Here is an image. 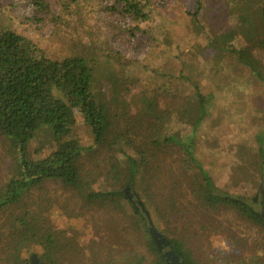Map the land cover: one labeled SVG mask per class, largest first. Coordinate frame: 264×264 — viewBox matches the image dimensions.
Here are the masks:
<instances>
[{
    "label": "trees",
    "instance_id": "obj_1",
    "mask_svg": "<svg viewBox=\"0 0 264 264\" xmlns=\"http://www.w3.org/2000/svg\"><path fill=\"white\" fill-rule=\"evenodd\" d=\"M117 1L134 20L145 17V0ZM40 4L38 8L47 9L44 2ZM232 13L227 29L205 43L232 56L264 86V0H237ZM85 57L75 52L64 59H49L31 39L0 27V135L11 141L17 154V173L0 188V264H33L44 257L47 264H166L150 235L149 220L162 237L157 226L171 235L167 241L186 264H198L178 226L180 221L187 225L185 213L198 208L212 213L227 209L258 228L257 237L249 236L253 244L226 256L225 262L264 264L262 137H257V167L251 165L259 186L256 205L261 212H257L245 199L219 190L196 159L195 137L210 116L211 96L195 87L191 107L176 93V86L192 82L188 71L168 76L170 91L154 92L142 101L141 113L130 118L121 95L107 97L95 91L97 78ZM163 97L165 107L160 109ZM76 113L91 133L90 147L82 146L74 134ZM41 126L49 127L53 147L43 158L33 157L29 150ZM103 152L108 165L104 174L118 180L121 189L88 194L80 202L81 216H76L78 232L69 233L71 223L59 229L43 215L47 207L33 210L28 205L32 192L47 184L81 197L80 191L89 184L82 174L84 157ZM189 165L200 182L189 174ZM135 189L144 201L128 194ZM29 247L33 255L23 258Z\"/></svg>",
    "mask_w": 264,
    "mask_h": 264
},
{
    "label": "rangeland",
    "instance_id": "obj_2",
    "mask_svg": "<svg viewBox=\"0 0 264 264\" xmlns=\"http://www.w3.org/2000/svg\"><path fill=\"white\" fill-rule=\"evenodd\" d=\"M145 1V17L134 20L122 12L117 0H0V27L31 39L52 60L75 52L85 55L98 79L95 91L105 92L107 97L121 95L119 100L130 118L141 113L142 101L154 92L163 95L170 91L168 76L188 71L192 82L176 86V93L191 107L195 87L202 95L211 96L210 116L195 137L196 159L219 190L245 199L261 212L256 205L258 180L251 165H256L258 157L257 137L264 142V86L257 84L232 56L217 53L205 43L208 37L227 29L237 0ZM41 2L46 10L38 8ZM164 102L165 97L159 101L160 109L165 107ZM49 130L41 126L36 133L29 146L33 157L43 158L51 152ZM74 134L82 146H91V133L78 113ZM3 137L0 135V188L17 173L16 149ZM106 156L104 152L94 158L85 155L82 174L89 184L80 191L81 197L47 184L34 190L26 202L33 210L47 207L43 215L59 229L71 223L69 233L78 232L75 221L77 215L81 216L80 202L91 193L121 189L118 180L104 174L108 168ZM187 169L200 182L196 169L190 165ZM128 194L133 200L144 201L138 189ZM149 211L155 226V216L151 208ZM185 215L188 226L181 221L178 226L189 239L188 247L198 264H229L225 257L239 253L241 248L247 250L253 244L252 235L257 237L259 231L227 209L212 213L198 208ZM156 228L166 240L171 239L160 226ZM33 253L29 247L22 257L29 258ZM36 263L47 264V258Z\"/></svg>",
    "mask_w": 264,
    "mask_h": 264
},
{
    "label": "water",
    "instance_id": "obj_3",
    "mask_svg": "<svg viewBox=\"0 0 264 264\" xmlns=\"http://www.w3.org/2000/svg\"><path fill=\"white\" fill-rule=\"evenodd\" d=\"M260 215L264 219V212H261ZM148 229L159 251H162L163 257L166 260V264H186L184 260H182L177 254L173 252L172 245L153 228L150 220Z\"/></svg>",
    "mask_w": 264,
    "mask_h": 264
},
{
    "label": "flooded vegetation",
    "instance_id": "obj_4",
    "mask_svg": "<svg viewBox=\"0 0 264 264\" xmlns=\"http://www.w3.org/2000/svg\"><path fill=\"white\" fill-rule=\"evenodd\" d=\"M33 264H37V263H36V261H34V263H33Z\"/></svg>",
    "mask_w": 264,
    "mask_h": 264
}]
</instances>
